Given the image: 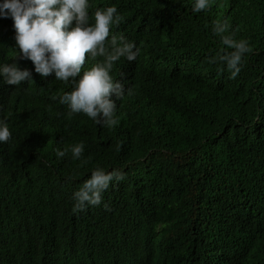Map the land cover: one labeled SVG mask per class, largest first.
I'll return each instance as SVG.
<instances>
[{
	"label": "trees",
	"instance_id": "obj_1",
	"mask_svg": "<svg viewBox=\"0 0 264 264\" xmlns=\"http://www.w3.org/2000/svg\"><path fill=\"white\" fill-rule=\"evenodd\" d=\"M193 2L90 0V15L115 5L110 35L141 49L110 73L132 92L111 127L68 116L59 97L71 85L15 56L13 22L0 18V64L31 73L19 86L0 80L11 132L0 143V264H264V0L196 13ZM225 18L250 46L235 79L209 63L224 47L211 26ZM85 55L82 72L95 63ZM97 166L125 179L73 213L72 193Z\"/></svg>",
	"mask_w": 264,
	"mask_h": 264
},
{
	"label": "clouds",
	"instance_id": "obj_2",
	"mask_svg": "<svg viewBox=\"0 0 264 264\" xmlns=\"http://www.w3.org/2000/svg\"><path fill=\"white\" fill-rule=\"evenodd\" d=\"M213 0H194L192 12L211 7ZM90 0H0V18H11L14 29L15 56L30 60L33 70L45 77L54 74L55 80L71 85V90L59 97L67 106V115L82 113L98 125H116L117 101L131 95L120 79L110 74L120 58L132 62L141 49L123 35L111 34L113 26L122 17L115 5L96 8L89 13ZM213 36H218L224 46L209 63H220L235 79L241 70L244 56L250 51L247 39H235L231 25L225 18L211 26ZM94 60L83 72L86 55ZM99 58V59H98ZM0 80L7 85L19 86L31 80L27 68L15 62L0 64ZM11 138L5 120L0 119V143ZM71 158L81 160L84 144L76 143L68 149ZM57 158L66 150L56 149ZM71 179V176H69ZM125 179L119 168L106 171L95 167L82 185L72 193V212H83L87 207L102 204L103 193L110 184Z\"/></svg>",
	"mask_w": 264,
	"mask_h": 264
}]
</instances>
